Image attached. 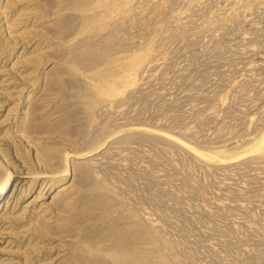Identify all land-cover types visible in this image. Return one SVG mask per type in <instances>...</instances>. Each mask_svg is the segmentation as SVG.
<instances>
[{
	"label": "rangeland",
	"instance_id": "obj_1",
	"mask_svg": "<svg viewBox=\"0 0 264 264\" xmlns=\"http://www.w3.org/2000/svg\"><path fill=\"white\" fill-rule=\"evenodd\" d=\"M0 264H264V0H0Z\"/></svg>",
	"mask_w": 264,
	"mask_h": 264
},
{
	"label": "bare ground",
	"instance_id": "obj_2",
	"mask_svg": "<svg viewBox=\"0 0 264 264\" xmlns=\"http://www.w3.org/2000/svg\"><path fill=\"white\" fill-rule=\"evenodd\" d=\"M7 184H8V179L6 178V179L2 182V184H1V189H2L3 187H5Z\"/></svg>",
	"mask_w": 264,
	"mask_h": 264
}]
</instances>
